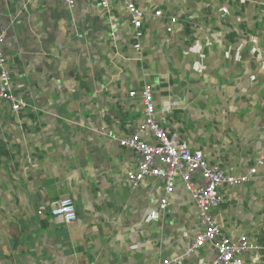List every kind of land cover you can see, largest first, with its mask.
Segmentation results:
<instances>
[{"label":"crops","instance_id":"0c3cea01","mask_svg":"<svg viewBox=\"0 0 264 264\" xmlns=\"http://www.w3.org/2000/svg\"><path fill=\"white\" fill-rule=\"evenodd\" d=\"M75 2L34 0L20 11L22 0H0L13 81L34 91L19 115L0 104V264H161L194 241L199 211L181 181L165 213L162 182L131 189L126 173L139 156L97 130L140 126L143 106L129 91L144 68L163 126L211 162L252 165L264 147V0H136L148 14L141 64L114 59L105 13ZM113 3L133 53L128 13ZM224 194L219 223L234 241L256 242L247 262L264 264V165ZM63 197L76 202L73 224L48 214ZM214 257L208 243L180 264Z\"/></svg>","mask_w":264,"mask_h":264},{"label":"built area","instance_id":"2783aa9c","mask_svg":"<svg viewBox=\"0 0 264 264\" xmlns=\"http://www.w3.org/2000/svg\"><path fill=\"white\" fill-rule=\"evenodd\" d=\"M34 0H22L20 11L28 9ZM107 16L109 26V43L114 59L126 62L144 63V22L148 16L145 9L136 0H116L128 13L129 25L132 29V44L129 52L127 43L118 31L119 20L114 14L113 0H93ZM70 10L76 8L75 0H64ZM154 14L163 16L162 9H156ZM165 23L168 33L175 30L178 18L168 15ZM5 30L0 31V104L5 103L11 112L19 115L26 111L34 99V91L23 85L16 86L10 68L9 58L5 52ZM150 73L143 68L142 85L138 90H130V97H139L143 106L144 119L140 126L131 133H118L101 128V135L121 147L137 154L140 158L137 166L126 173V181L133 190L142 183L153 178L163 184V195L160 198L159 209L165 213L171 204V198L176 191L178 181L183 183L189 193L190 200L199 211L200 230L194 241L183 252L163 260L161 264H180L194 255L199 248L210 243L215 249V257L210 264H249L247 256L260 249V246L247 236L234 241L223 230L215 210L226 202L224 190L229 187L243 185L257 175L259 166L264 165V147L254 163L244 169L233 170L227 166L211 162L202 150L193 149L188 141L179 133L169 130L158 119L154 89L149 81ZM21 88V89H20ZM168 109V113H171ZM38 214L46 216V211L40 209ZM48 214L62 219L67 225L79 219L76 202L72 197L57 200Z\"/></svg>","mask_w":264,"mask_h":264}]
</instances>
